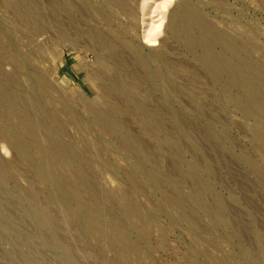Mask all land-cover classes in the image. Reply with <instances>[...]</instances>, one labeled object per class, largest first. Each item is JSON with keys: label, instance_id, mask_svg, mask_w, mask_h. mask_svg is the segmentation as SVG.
Returning <instances> with one entry per match:
<instances>
[{"label": "rangeland", "instance_id": "374dc122", "mask_svg": "<svg viewBox=\"0 0 264 264\" xmlns=\"http://www.w3.org/2000/svg\"><path fill=\"white\" fill-rule=\"evenodd\" d=\"M0 264H264V0H0Z\"/></svg>", "mask_w": 264, "mask_h": 264}, {"label": "bare ground", "instance_id": "6f19581e", "mask_svg": "<svg viewBox=\"0 0 264 264\" xmlns=\"http://www.w3.org/2000/svg\"><path fill=\"white\" fill-rule=\"evenodd\" d=\"M190 19H192V17H191ZM190 21H191V20H190ZM160 25H161L160 23L157 24L153 29H151V32L153 33V32H155L156 30H158V29L160 28ZM152 33H151V35L145 37V38H147V41H148V42H155V41H156V36L153 35ZM121 69H122V68H121Z\"/></svg>", "mask_w": 264, "mask_h": 264}]
</instances>
